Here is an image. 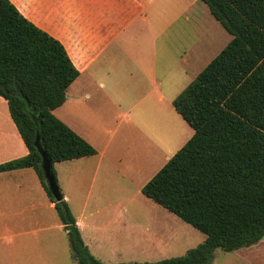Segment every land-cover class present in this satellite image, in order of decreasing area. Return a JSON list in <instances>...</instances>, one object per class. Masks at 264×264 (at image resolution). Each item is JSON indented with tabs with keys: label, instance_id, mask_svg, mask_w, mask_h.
Listing matches in <instances>:
<instances>
[{
	"label": "trees",
	"instance_id": "16d2710c",
	"mask_svg": "<svg viewBox=\"0 0 264 264\" xmlns=\"http://www.w3.org/2000/svg\"><path fill=\"white\" fill-rule=\"evenodd\" d=\"M232 40L174 100L194 136L142 193L206 236L184 256L151 263L213 264L215 251L236 252L264 240V0H202ZM80 72L64 45L0 0V97L29 154L0 173L32 168L67 233L77 264H104L86 245L65 200L56 202L41 169L39 142L55 164L97 150L54 111ZM59 185V184H58Z\"/></svg>",
	"mask_w": 264,
	"mask_h": 264
},
{
	"label": "crops",
	"instance_id": "0c3cea01",
	"mask_svg": "<svg viewBox=\"0 0 264 264\" xmlns=\"http://www.w3.org/2000/svg\"><path fill=\"white\" fill-rule=\"evenodd\" d=\"M10 1L24 17L64 45L80 72L68 88L66 102L54 114L98 154L67 163L79 165L90 174L105 163L106 173L115 171L123 181L139 169L143 175L153 168L164 154L163 147L149 141L142 130L138 132L144 137L145 146L126 158L120 154L126 149L123 137L137 127L132 119L133 109L163 104L167 95L175 94L169 98L173 105L187 88H181L179 71L182 63L187 65V59L176 55L172 41L164 37L166 25H174L173 19H165L170 0ZM174 119L180 131L174 137L181 140L182 148L194 136V130L179 113ZM99 125L113 129L106 128L103 136ZM158 138L162 144L163 139ZM28 154L8 103L0 97V165ZM163 165L140 182L139 191ZM57 177L61 185L58 173ZM79 179L83 183V178ZM95 180L96 172L91 189ZM65 189L60 190L69 204L74 194ZM99 189L106 197L112 193L105 184ZM54 210L34 169L0 173V264H55L59 248L53 230L62 232L64 226L59 217L53 224ZM76 219L81 231L83 224ZM261 244L264 242L248 249ZM239 258L248 261L252 255L245 253Z\"/></svg>",
	"mask_w": 264,
	"mask_h": 264
},
{
	"label": "rangeland",
	"instance_id": "374dc122",
	"mask_svg": "<svg viewBox=\"0 0 264 264\" xmlns=\"http://www.w3.org/2000/svg\"><path fill=\"white\" fill-rule=\"evenodd\" d=\"M165 19H173L174 25H166L164 37L172 41L177 49H174L176 55L187 59V65L182 63L179 71L182 75L181 88L188 87L229 44L232 36L202 0L167 1ZM175 96L167 95L163 104L141 105L131 112L137 127L123 137L126 149L120 155L125 158L132 156L145 146L144 137L138 132L140 130L146 133L149 141L160 144L164 151L156 165L143 175L138 168V172L126 175L123 181L115 171L106 173L105 163L91 174L81 166L67 162L54 166L61 178V185L58 181L60 189L69 188V192L74 194L68 205L83 224L81 232L85 243L92 255L104 264L155 263L184 256L206 240L204 234L146 198L138 189L145 177L156 172L163 163L164 167L166 158L171 159L181 149V140L174 137L180 132L174 119L178 112L169 99ZM105 129H113V126L99 125L103 136ZM158 137L163 139L162 144ZM134 166L139 167L136 162ZM95 172L96 180L91 189ZM103 179H106L104 183ZM102 184L112 191L108 197L99 189ZM53 217V224H56L58 216L55 210ZM53 232L59 248L58 259L54 263L77 264L66 232L57 229ZM245 253L252 258L248 261L239 258ZM213 264H264V244L253 250L244 248L236 252L218 249Z\"/></svg>",
	"mask_w": 264,
	"mask_h": 264
},
{
	"label": "water",
	"instance_id": "95a60500",
	"mask_svg": "<svg viewBox=\"0 0 264 264\" xmlns=\"http://www.w3.org/2000/svg\"><path fill=\"white\" fill-rule=\"evenodd\" d=\"M35 146L38 152L41 155V169L43 171V176L45 183L53 196L56 202H62L64 200V196L60 190L56 177L53 174V163L52 159L48 155V153L44 150L42 145L39 142V134L37 135V139L35 142Z\"/></svg>",
	"mask_w": 264,
	"mask_h": 264
}]
</instances>
